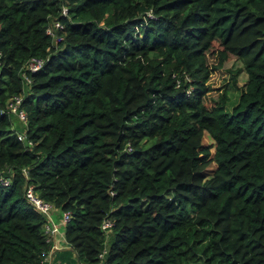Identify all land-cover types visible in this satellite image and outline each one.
Instances as JSON below:
<instances>
[{"label":"trees","instance_id":"trees-1","mask_svg":"<svg viewBox=\"0 0 264 264\" xmlns=\"http://www.w3.org/2000/svg\"><path fill=\"white\" fill-rule=\"evenodd\" d=\"M0 53V264L50 248L25 184L69 213L67 264H264V0H0ZM228 55L230 111L204 104Z\"/></svg>","mask_w":264,"mask_h":264},{"label":"built area","instance_id":"built-area-1","mask_svg":"<svg viewBox=\"0 0 264 264\" xmlns=\"http://www.w3.org/2000/svg\"><path fill=\"white\" fill-rule=\"evenodd\" d=\"M66 6L61 3L60 4V14L63 15L66 13ZM62 25L58 19L53 18L50 20V22L47 24L45 31L47 34H49L52 38L57 41L59 39L58 35L55 36V29L56 28H61ZM1 57V53H0ZM42 59L37 58V57H30L27 59V61L23 64L20 74L23 80V83L25 85H28L30 82V79L28 75L26 74V71H34L40 67L42 64ZM21 99L22 95L21 94H15L12 95L11 97L8 98L6 104H5V112L15 116V118L18 121H21L23 123H26V113L24 109L21 106ZM25 131H18L16 132V138L19 140H24L25 139ZM28 144V141L26 142ZM23 174L25 175V170H22ZM0 183L3 185H7L9 183V179L6 177H3L1 174L0 170ZM23 196L25 200L32 206L33 209H35L38 213H40L44 217V233L46 235V241L50 244V252L51 249H55L56 247L59 246V241H57L56 236L61 235L62 241L64 242V236L62 232L59 230L60 227H63L64 224L69 220V213L66 211H59V220L54 221L52 218V212L55 211L56 209L51 202L46 201L42 198H40L35 191L33 190V187L31 184H25L23 188ZM111 222L109 219H104L102 221V229L103 231H106L105 229L109 228ZM100 252L98 256H101ZM50 254V253H49ZM48 252H46L43 255L42 260L40 261V264H45V257L47 259ZM46 264H51L50 262Z\"/></svg>","mask_w":264,"mask_h":264},{"label":"rangeland","instance_id":"rangeland-1","mask_svg":"<svg viewBox=\"0 0 264 264\" xmlns=\"http://www.w3.org/2000/svg\"><path fill=\"white\" fill-rule=\"evenodd\" d=\"M216 48L217 45L214 44L212 46L211 52L208 54L209 63H212L214 61V54H212V52L214 53ZM240 66H241L240 62L236 60L234 56L232 55L227 56V59L223 63L222 67L219 70L214 71L208 80L209 91L205 95L204 104L210 105L211 100L215 99L217 95L221 93L222 89L225 88L229 96V101L226 103V109L227 111H230L231 106L237 100L238 91L233 89V87L228 82L230 76L228 70ZM245 79H246V74L244 73V71L241 70L237 75V85L241 86L242 84H244ZM16 124H17L16 121L13 119L11 128H14ZM202 143L211 146L213 141L207 135V133H203ZM24 145L26 146L27 144Z\"/></svg>","mask_w":264,"mask_h":264},{"label":"crops","instance_id":"crops-1","mask_svg":"<svg viewBox=\"0 0 264 264\" xmlns=\"http://www.w3.org/2000/svg\"><path fill=\"white\" fill-rule=\"evenodd\" d=\"M52 218L54 221L59 220V212L57 210L52 212ZM59 230L62 232L64 236V226L60 227ZM56 239L57 241H59V246L56 247L55 249H51V252L50 250L47 251L48 256H47V259L45 257V261H44L45 264L48 262H50L51 264H67L62 257H59L58 255L55 256L56 251L68 248L67 245L65 244V241L64 242L62 241L60 234L56 236ZM38 264H40V262ZM71 264H79V263L77 261H74Z\"/></svg>","mask_w":264,"mask_h":264}]
</instances>
